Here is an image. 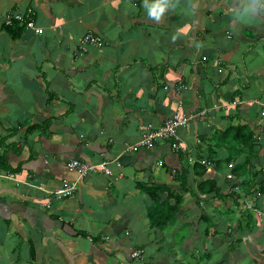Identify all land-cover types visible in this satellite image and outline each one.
<instances>
[{
    "label": "crops",
    "instance_id": "crops-1",
    "mask_svg": "<svg viewBox=\"0 0 264 264\" xmlns=\"http://www.w3.org/2000/svg\"><path fill=\"white\" fill-rule=\"evenodd\" d=\"M157 4L166 5L158 19L151 14ZM263 6L264 0H0V173L11 171L20 182L0 178V264H162L164 236L149 226L151 202L143 193L178 189L182 167L185 188L198 198L194 214L195 198L184 197L189 215L178 220L194 230L189 247L211 221L241 219L240 210L238 217L226 206L227 199L238 206L228 168L203 159L211 170L198 177L178 155L205 157L213 148L224 160L229 138H220V147L216 138L245 126L259 138L252 170L264 179ZM27 9L43 34L24 29L14 41L1 21ZM88 33L102 46L83 52ZM177 104L192 117L179 130V152L168 143L128 150ZM116 158L121 168L110 165L112 177L90 173L72 198L47 194L77 178L68 162ZM244 161L242 155L233 163ZM212 179L223 200L197 192ZM251 233L242 244L264 236L259 228ZM133 251L141 252L138 263L130 260Z\"/></svg>",
    "mask_w": 264,
    "mask_h": 264
},
{
    "label": "trees",
    "instance_id": "trees-1",
    "mask_svg": "<svg viewBox=\"0 0 264 264\" xmlns=\"http://www.w3.org/2000/svg\"><path fill=\"white\" fill-rule=\"evenodd\" d=\"M2 28L4 29L6 33H8L11 36V38L14 41L20 36V34L24 30V26L20 24H14L12 27L2 26ZM34 129L36 128L35 127L31 128L32 131ZM231 136L233 139L230 142ZM225 137L229 138V141H227L228 154L226 156L227 157L226 159L217 161L216 157L218 156L216 153H214L213 148L211 149L213 153H208L209 155L207 154L205 157H202L201 153L199 152L197 159L200 161L203 159H208L209 161L214 162L218 170H221L222 169L221 167L228 168L230 165H232V168L230 171L233 175L236 176V178L243 180L241 183V186L244 189H250L253 187L255 188V191L264 194V179L263 177L260 176L259 179L256 180L260 172L252 170L254 167V164H253L254 158H256V154H258V150L255 149L256 142L254 140V135L252 134V132L249 131L248 128L245 126L231 127L228 130H226L220 137L218 136L216 138L217 142L215 145L218 147H220V144L224 145L225 141L221 143L220 138H222V141H223V138ZM202 141H203V138H202ZM244 148L246 149V151H244ZM177 152L179 151L177 150ZM242 155L243 157L245 156L244 163H237V164L233 163L238 157ZM178 159H179V162L185 161L187 157L185 155L181 156V154H179ZM0 168H3V169L5 168V163L1 160H0ZM191 169L194 170V173L198 177L203 176L206 172V168H204L200 164H196L195 166H192ZM185 171L187 172V169L182 167L178 173L176 172L175 178L176 179L180 177L182 178H181V182H179V186H178L179 188L175 190L176 194L174 195V198L170 199V200H173V202H171L172 204L171 206L169 205V203L166 202L167 199L166 201H163L160 198V194L164 192L167 194L169 198H172L171 192L169 193L166 188H162L158 190H154L152 188L144 189L145 193L143 194L147 196L151 202L149 207H147V212H146L149 226L152 229L159 230L162 236H163V231L170 229V228L172 230V227H171L172 225H175V223L178 222V220L179 221L185 220V218L187 217L186 212L183 211L184 204L186 203L185 202L186 198L184 197H187L188 201L191 200V196L195 198L196 200L198 199L196 195L192 194V190L190 191L189 189L185 188V182L183 181L184 176L181 175ZM8 172H11V171H8ZM196 189L199 194L205 195V196L212 195L214 196V199L223 200L224 198H226L224 197V195H222V189L217 183L216 179L202 182L196 187ZM186 194L188 195L184 196ZM160 205L161 207L163 205L165 206L164 210L162 211L160 210V207H159ZM227 213L232 214V210L227 211ZM226 217L227 218L224 220V227L226 229L225 233L218 232V231L213 232L212 227H214L215 225L211 221L210 223H208L211 226H209L208 224L205 225V228L203 229L202 237H203V242H204L208 240L209 238H212L211 240H213L215 237L222 235L223 239L220 241V245H222L223 248L221 249L225 248V250L228 252L227 255L225 256L227 259H230V255L235 250H237V247H242L243 238H241V236H243L246 232L251 233L252 230H254V228L258 229L259 224H262V222L259 223V221L257 222V220L255 222L251 214H246V215H243L242 219H240L239 222H237L234 227H231L230 225L231 220L229 219L230 217L228 216ZM204 218L205 216H201V219H204ZM194 241L199 242L198 237L196 239H193L192 241L191 251H189L187 254L188 255L187 257L188 260L186 259L187 262L186 260L184 261L182 259L183 262L174 261V263L176 264H221V262L225 261V256L223 255H222L223 259L221 260L219 259L222 254L220 252L221 249L219 250L215 249V252L213 253H210V252L205 253L204 251H201V249L197 248L196 250L193 244ZM163 242H164V238L160 239V244H163ZM180 242L176 244L180 245ZM255 244L256 242L253 241L252 246L255 247ZM250 246L251 245L248 242L245 245V251L247 255H248ZM207 247H211L209 242H208ZM158 249L162 252V250L164 249L163 245H161ZM165 250H167V248ZM239 251H241V249ZM258 251L259 250H257L258 254L259 252L260 253L264 252L263 250L259 252ZM182 255L180 253V257L183 258L184 256ZM158 256L161 257L160 254ZM214 257L216 258L214 259ZM257 258L253 260V264H258L259 262L261 263L260 259H257ZM156 264H159V263H156Z\"/></svg>",
    "mask_w": 264,
    "mask_h": 264
},
{
    "label": "built area",
    "instance_id": "built-area-1",
    "mask_svg": "<svg viewBox=\"0 0 264 264\" xmlns=\"http://www.w3.org/2000/svg\"><path fill=\"white\" fill-rule=\"evenodd\" d=\"M264 7V6H263ZM3 27H12L14 24H20L24 26L25 30L32 31L35 35H42L43 30L41 28H38L35 25L34 21V12L32 9H27L24 12H15V13H9L6 14L2 21ZM101 47L102 42L93 36V34L88 33L83 40L80 42V49L85 52L87 47ZM258 106L260 109V118L264 120V101L258 102ZM207 111L204 110L202 114L206 113ZM192 117L185 116L182 112V105L177 104L175 110L172 112L170 118L162 125L159 126L158 129L152 130L150 129L147 133L143 135L142 140L137 143L136 145L130 146L128 150L135 151L139 147L149 148L154 143L165 141V140H171V148H176L177 144V131L179 128H185ZM191 164L194 163V160H189ZM110 165H113L115 168H118L120 164L116 160L112 161H103L98 164H86L81 163L78 161H70L67 163V171L72 175H83L87 170H89L92 167H101L103 170L100 172L105 177H112L113 171ZM76 177V176H75ZM0 178L10 180L15 182L16 184L20 183L18 180V177L15 173L7 172V173H0ZM227 179L232 180L234 177L231 174H228L226 176ZM79 182V179L76 178L74 181L69 180H62L60 183L59 188L55 189L52 192V195L56 199H63L67 197H71L77 190V183ZM43 191V189H40ZM233 192L239 194L244 199V205L245 208L248 210H251L254 212L257 216L261 217L262 212L256 207L255 201L257 197H246L244 196L238 186H235L232 189ZM259 196V194H257ZM43 207H45V204H42ZM136 256V254L134 255Z\"/></svg>",
    "mask_w": 264,
    "mask_h": 264
},
{
    "label": "rangeland",
    "instance_id": "rangeland-1",
    "mask_svg": "<svg viewBox=\"0 0 264 264\" xmlns=\"http://www.w3.org/2000/svg\"><path fill=\"white\" fill-rule=\"evenodd\" d=\"M232 136L230 137V142L232 141ZM208 170H211V169H208ZM206 169V172L208 171ZM205 172V173H206ZM202 177V176H201ZM207 180V179H206ZM222 187V186H221ZM169 193L171 192V197L172 198H169L167 196V194L164 192V193H161L160 194V198L163 200V201H166L167 199V203H169V205L171 206V202H173V200H170V199H173L174 198V195L176 194V191L174 189H169L168 191ZM215 202V201H214ZM166 203V204H167ZM239 206H235L233 205V202L232 200L230 199H227L226 200V206H228L229 208H234V210H237L236 212V215L238 217H240V213H239V210L240 208L242 209V205H241V202L239 201ZM162 205V204H161ZM161 205L159 206L160 207V210H164V205L161 207ZM216 205H221L223 206L222 204L219 203V200H216ZM191 211L195 214L197 212V200L195 199L194 200V207L191 209ZM218 211H220V209H218ZM189 215V213H187V216ZM225 216H221L220 219H221V225H217L215 226V228L212 230L213 232H223V225H224V220H225ZM236 220H238V218H235ZM235 219H230L231 222H230V225L231 226H234L236 225V222H235ZM242 219V218H241ZM240 220V219H239ZM180 225L179 222H176L175 225H172V230L171 228L170 229H167L165 231H163V236H164V242H163V247L164 249L162 250L163 252L160 253V255L163 256V259H162V264H176L174 263V261L176 262H183L182 259L185 261L188 257V252L191 251V247H189L187 245V236L188 234H190V238L192 236V234H194V230L192 231H189L190 228L185 226V224H181V227H178ZM209 226H211L210 224H208ZM201 226H203L201 224ZM253 231V230H252ZM157 232L160 233L159 230H157ZM199 233V236H198V240L199 242L194 243V246L197 250L198 249H201V251H204L205 253H213L215 252V249L216 250H219L222 247V245H220V241L223 239L222 235L220 236H217L215 237L213 240H211L212 238H209L208 240L204 241L203 242V231L202 230H198L196 231ZM224 233V232H223ZM260 240H255L256 241V244H255V247L254 246H250L249 247V252H248V255L245 251V245L242 244L244 247H237V250H235L231 255H230V259H227L225 255H227V251L224 249H221L220 252L222 253L221 256H220V260L223 259L222 255L225 256V261L221 262V264H253V260L255 258L257 259H260L261 263L260 264H264V255H260V252H259V256H258V253H257V249L256 246L259 244L261 247L264 246V238L262 237H259ZM182 241L180 242L179 240ZM180 242V245L176 244V243H179ZM208 242L209 244L211 245V247H207L205 248L204 246H208ZM183 245H185V248H183ZM167 248V250H165ZM263 250H264V247H262ZM241 249V251H239ZM167 253V254H166ZM180 253L182 256H184L183 258L180 257ZM191 253V252H190ZM216 257H214L215 259ZM188 260V259H187ZM186 260V262H187ZM134 263H138V261H132ZM258 262V261H257ZM258 263V264H259ZM110 264H117L116 262L112 261Z\"/></svg>",
    "mask_w": 264,
    "mask_h": 264
},
{
    "label": "clouds",
    "instance_id": "clouds-1",
    "mask_svg": "<svg viewBox=\"0 0 264 264\" xmlns=\"http://www.w3.org/2000/svg\"><path fill=\"white\" fill-rule=\"evenodd\" d=\"M164 7H166V5H163V4H157V5H155V6H153L152 7V11H151V14L153 15V16H155L157 19L159 18V13L160 12H162L163 10H164ZM190 123V122H189ZM188 123V124H189ZM188 126V125H187ZM186 126V127H187ZM185 127V128H186ZM159 128V126L157 127V128H151L152 130H156V129H158ZM181 128H179L178 129V131H177V141H176V144L178 145L179 143H180V139H179V130H180ZM254 135V134H253ZM142 138H143V136H142ZM254 139L255 140H259V138H257L256 137V135L254 136ZM142 140V139H141ZM140 140V141H141ZM158 143H168V146H169V149H171V143H172V141L170 140H165V141H161V142H157V143H154L151 147H149V148H144V147H139V148H137L136 150H139V149H150V148H152L153 146H155L156 144H158ZM133 146V145H132ZM135 150V151H136ZM190 159H192V160H194V163L193 164H191L190 163ZM119 164H120V166L118 167V168H116V169H120L121 168V163L117 160V158L115 159ZM184 163L185 162H187V164L189 165V166H187V168H191L192 166H195L196 164H200V165H202V160L200 161V160H198L197 158H195V157H187V159L185 160V161H183ZM112 167H114L113 165H111ZM231 168H232V166L230 165L229 167H228V171H227V173H226V175H225V180L227 181V184H228V188H229V191H230V194L231 195H233V196H235V199H236V203H237V205L239 206V201L241 202V205H242V209L240 208V212H241V216H243V215H246V214H251L252 215V217L254 218V220H255V222H256V220H257V222L259 221V223L260 222H262V224H259V229H261L262 230V232L264 231V194H262V193H259V192H257V191H255V188H250V189H248L247 190V192L245 191L246 189H244L242 186H241V183H242V179H239V178H236V176L235 175H233L232 173H231ZM172 173L173 174H175V171H172ZM228 174H231L234 178L232 179V180H229V179H227L226 178V176L228 175ZM110 178V177H109ZM229 182V183H228ZM18 185V184H17ZM235 186H238V188H239V190H240V192L244 195V196H246V197H257L256 198V201H255V204H256V207L262 212V216L261 217H259V216H257L254 212H252L251 210H248V209H246L245 208V205H244V199L239 195V194H237V193H235V192H233L232 191V189L235 187ZM257 194H259V196H257ZM205 196V195H204ZM207 196H209V195H207ZM206 196V197H207ZM240 216V217H241ZM240 219V218H239ZM238 219V220H239ZM237 222H239V221H236V223ZM231 227H234V226H231ZM225 231L226 230H223V232L225 233ZM222 232V233H223ZM250 235H253L252 233L250 234ZM198 236H199V234H198ZM197 236V237H198ZM260 237H262V238H264V236H260ZM259 240V239H258Z\"/></svg>",
    "mask_w": 264,
    "mask_h": 264
},
{
    "label": "bare ground",
    "instance_id": "bare-ground-1",
    "mask_svg": "<svg viewBox=\"0 0 264 264\" xmlns=\"http://www.w3.org/2000/svg\"><path fill=\"white\" fill-rule=\"evenodd\" d=\"M169 119V118H168ZM167 119V120H168ZM166 120V121H167ZM166 121H164L163 122V124L166 122ZM162 124V125H163ZM161 125V126H162ZM172 150H177L178 149V145H177V147L176 148H171ZM100 169V171H102L103 170V168H101V167H92V168H90L89 170H87L83 175H81V176H79V175H77V178L78 179H81V178H84V177H87L90 173H95L97 170H99ZM77 191V190H76ZM53 192V191H52ZM52 192L51 193H47L48 195H50V196H52L53 198H54V200H62V199H56L53 195H52ZM76 193V192H75ZM75 193L71 196V197H67V198H63V199H68V198H72L74 195H75ZM136 254V256H134ZM130 260L131 261H140V260H142V257H141V252L140 251H133L131 254H130Z\"/></svg>",
    "mask_w": 264,
    "mask_h": 264
}]
</instances>
